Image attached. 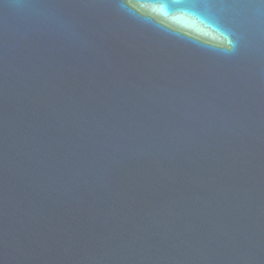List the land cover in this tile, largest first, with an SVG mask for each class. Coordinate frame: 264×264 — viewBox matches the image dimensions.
Wrapping results in <instances>:
<instances>
[{
	"label": "water",
	"instance_id": "1",
	"mask_svg": "<svg viewBox=\"0 0 264 264\" xmlns=\"http://www.w3.org/2000/svg\"><path fill=\"white\" fill-rule=\"evenodd\" d=\"M0 264H264V5L0 0Z\"/></svg>",
	"mask_w": 264,
	"mask_h": 264
},
{
	"label": "snow or ice",
	"instance_id": "2",
	"mask_svg": "<svg viewBox=\"0 0 264 264\" xmlns=\"http://www.w3.org/2000/svg\"><path fill=\"white\" fill-rule=\"evenodd\" d=\"M261 5H264V0H259Z\"/></svg>",
	"mask_w": 264,
	"mask_h": 264
}]
</instances>
